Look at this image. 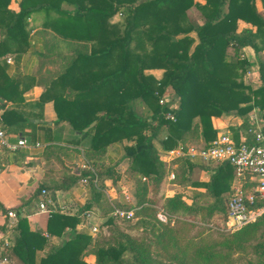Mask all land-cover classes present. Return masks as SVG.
<instances>
[{"label": "trees", "instance_id": "16d2710c", "mask_svg": "<svg viewBox=\"0 0 264 264\" xmlns=\"http://www.w3.org/2000/svg\"><path fill=\"white\" fill-rule=\"evenodd\" d=\"M9 1L0 0V27L5 33L0 56L29 46L25 27L32 12L57 15L49 25L60 36L40 30L45 45L41 66L60 65L49 74L50 80L67 88L66 94L56 93L52 99L57 120L68 121L81 139H90L85 155L95 164L108 145L129 142L123 158L135 180V216L138 226L153 236L154 252L142 251L121 231L93 241L89 234L74 232L78 216L59 211L48 214L45 231L31 230L18 211L6 254L17 264H91L85 260L88 254L95 257L93 264H236L241 259L244 264H264V212L232 233L184 235L195 221L211 223L216 215L224 220L232 166L213 167L209 181L202 184L210 200L188 204L181 193L165 195L168 171L153 142L164 129L166 138L159 141L163 149L190 139L207 145L217 135L212 117L232 111L245 117L253 108L264 117V15L256 0H21L18 12L8 8ZM63 4L73 9H64ZM191 8L201 15L200 23L189 18ZM239 21L246 26L241 28ZM247 46L257 55L256 87L244 81L251 62L241 58L240 51ZM153 68L163 69L160 79L145 74ZM164 90L179 97L175 121L163 117L164 107L158 103L156 92L161 95ZM177 161L173 182L185 184L188 164L182 158ZM100 165L96 181L89 171L79 175H90L93 198L105 223H110L112 205L103 190L107 181L115 180V166ZM160 209L175 217L172 226H166L170 218L166 224L157 219ZM7 211L0 202V216ZM186 217L192 221L182 220ZM66 227L72 229L71 236L50 245L44 232L61 236ZM250 249L255 258L246 257ZM38 251H44L39 258Z\"/></svg>", "mask_w": 264, "mask_h": 264}, {"label": "crops", "instance_id": "0c3cea01", "mask_svg": "<svg viewBox=\"0 0 264 264\" xmlns=\"http://www.w3.org/2000/svg\"><path fill=\"white\" fill-rule=\"evenodd\" d=\"M20 1L10 0L8 8L18 12ZM259 3L264 7L261 0H256L258 11L264 15V12L260 10ZM62 6L67 10L73 9L68 4ZM55 16L57 15L43 10L32 12L26 19L25 27L29 37V46L23 52L7 53L0 56V111L2 122L12 139L23 137L27 142L26 147L14 151L0 148V202L8 210L20 211L27 218L31 230L41 229L45 231L49 213L39 211L37 207L39 191L45 188L59 212L78 216L79 222L74 227V232L89 234L94 241L96 237L95 234L91 233L89 226L97 225L95 221L103 219L105 215L100 210L99 203H96L93 198L90 175L81 176L79 174L89 171L96 181L101 166L100 163L115 166V180L107 181L103 190L107 201L112 206L115 203L124 205L121 190L125 188L131 194L132 202L137 208L134 194L135 180L128 173V160L123 158L124 145L129 144V142L123 140L108 145L100 161L95 164L85 155V150L90 145V139L87 137L81 139L79 132L68 121L57 120L52 99L56 93L64 94L65 91L66 94L67 88L58 87L56 79L50 80L52 75L49 74L59 69L60 65L48 62L41 66V56L45 52V45L43 44V33L40 31L46 29L48 32L56 34L49 25ZM117 19L118 16L113 18V20ZM239 26L242 28L246 25L243 21H239ZM191 35L194 36L195 33L192 32ZM4 36V30L0 27V40ZM229 51L233 54L231 48ZM261 56L264 57V50L261 52ZM240 57L251 62V66L245 74L249 72V69L255 74L251 82L248 81V76H245V83H249L254 87L258 86L257 55L254 50L249 46L244 47L240 51ZM144 72L160 79L163 69H146ZM166 92L169 93L170 91L166 90ZM169 94L173 93L170 92ZM177 99L179 100L178 96H176ZM249 113L247 116L242 117L232 111L219 117H212V124L217 134L229 132L237 142L248 137L250 140L251 135L247 131ZM260 115L264 123L262 113ZM93 122L96 123V121ZM159 133L163 134L164 129H161ZM235 133L238 137H235ZM162 138H166V135ZM154 140L157 141L160 147L157 148L154 144L159 153V159L166 165L168 171L165 195L172 196L181 193L183 200L188 204L204 202L194 198L210 199L206 195V189L202 184L209 181L214 171L213 167L218 164L214 163L210 166L199 160H191L177 154L180 148H182L180 151H183L191 146H205L204 141L202 139L198 141L190 139L186 143L179 142L176 147L171 149H163L159 143L160 138L156 137ZM170 151H173V153L169 154ZM181 158L188 164L187 176H189V181L185 184L174 183L173 180L168 178L169 174L174 172L177 167V160ZM195 171H197L198 177L193 179L192 174ZM231 176L230 186L233 180V171ZM82 178L87 179V184L81 183ZM184 188L193 189L194 195L189 197L183 191ZM87 203H90L89 208L85 207ZM5 222L4 215L0 216V233L10 237L12 242L15 229L11 233H7ZM1 225H4L5 228L1 229ZM71 232L72 229L66 227L61 236L48 235V242L50 245H58L71 236ZM43 254L44 251H38L37 258ZM9 258L13 264H17L15 259ZM85 260L93 264L95 257L88 254L85 256Z\"/></svg>", "mask_w": 264, "mask_h": 264}, {"label": "built area", "instance_id": "2783aa9c", "mask_svg": "<svg viewBox=\"0 0 264 264\" xmlns=\"http://www.w3.org/2000/svg\"><path fill=\"white\" fill-rule=\"evenodd\" d=\"M158 103L164 107L163 117L175 121L176 111L179 108V100L169 101L167 95L158 94ZM260 109L253 108L248 115L247 131L251 139L236 141L229 132L219 133L205 146L188 147L186 150L177 151L180 156L191 160H199L203 163L212 162L216 164L229 163L232 166L233 180L226 199V216L223 220V228L228 231H236L242 226L255 222L264 212V204L257 205V200H264V123L260 115ZM27 142L23 137L12 139L7 133L2 122L0 111V148L14 151L26 147ZM170 151L169 154H172ZM174 179V173L168 176ZM144 179V178H143ZM82 184H87V179H81ZM124 206H112L108 217L115 220L130 221L135 217V205L132 196L127 189L123 188ZM37 207L39 211L46 213L58 211L55 204L49 198L45 188L40 189ZM125 205L130 207H125ZM61 209V208H60ZM19 213L15 209H9L4 215L6 218L7 233L14 230ZM161 222H167L170 216L160 209L157 213ZM91 233L95 234L97 225H90ZM48 237L47 233H44ZM0 264H12L6 254L7 248L12 244L10 237L0 233Z\"/></svg>", "mask_w": 264, "mask_h": 264}, {"label": "rangeland", "instance_id": "374dc122", "mask_svg": "<svg viewBox=\"0 0 264 264\" xmlns=\"http://www.w3.org/2000/svg\"><path fill=\"white\" fill-rule=\"evenodd\" d=\"M259 6H260V10L262 12H264V7H262V5L260 3H259ZM188 16L195 23H200L202 21L201 15L199 14V12L195 8H191L188 11ZM245 76H248V81L251 82L252 77H254L255 74H253L251 72V70L249 69V72L246 73L244 75V77ZM164 93H165V91H164ZM169 93H167V92L165 93V95H167V97H168V100L169 101L175 100L177 95L173 92H171L173 94H169ZM166 133H167L166 130H164L163 134L159 133L158 138H162L164 135H166ZM154 141H155L154 144H156L157 148H160L157 141L156 140H154ZM204 164H207L210 166L214 165V163H212V162H207ZM197 177H198V173H197V171H195L192 174V178L196 179ZM124 183H126V182H124ZM183 191H185L186 192L185 194H187L189 197H192L194 195V193H193L194 191L191 188H184ZM194 199L201 201V202H203V201L206 202V201L210 200L208 198H202V197L201 198H194ZM158 211H157V213H158ZM157 213H156V217L158 219ZM200 218H203V217H200ZM170 219H171V222H168V221H167L168 223L163 222L165 224L167 223L166 226H168V227L172 226L175 222V217H170ZM106 220H107V218L105 216L103 219H98L95 221V223L97 224V229H98V231L95 233L96 238H109L112 234L114 236H116V233L118 231H121V232H124L125 234H127L130 237V240L133 242V244H135L137 247H139L142 251L154 252L152 250L153 236L151 235V233L148 229L144 230L143 228L138 226L136 216L134 217V219H132L130 221H121V220L113 219V220H111L110 223H105ZM182 220H186L188 222L192 221L191 217L182 218ZM210 222L211 223H206V222H204V220L203 221L199 220V221L193 222L194 226L189 228L187 231H184L185 237L188 238V236H190V235L194 236V235H197L199 233H202V236H206L209 234L211 237H215L217 233L235 232V231H228V230H225L223 228V224H222L223 220L221 219V217L219 215L214 216ZM253 243L254 242H252V244ZM246 257L255 258L256 256L253 255L252 249H250L249 253L247 254ZM236 264H244V259L238 260Z\"/></svg>", "mask_w": 264, "mask_h": 264}, {"label": "water", "instance_id": "95a60500", "mask_svg": "<svg viewBox=\"0 0 264 264\" xmlns=\"http://www.w3.org/2000/svg\"><path fill=\"white\" fill-rule=\"evenodd\" d=\"M95 124V122H92L88 127L84 128V131H87L91 126H93Z\"/></svg>", "mask_w": 264, "mask_h": 264}]
</instances>
